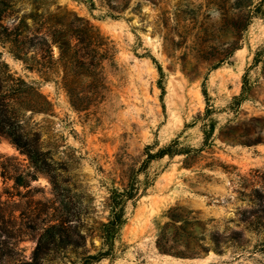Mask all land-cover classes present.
I'll return each mask as SVG.
<instances>
[{
  "label": "rangeland",
  "instance_id": "obj_1",
  "mask_svg": "<svg viewBox=\"0 0 264 264\" xmlns=\"http://www.w3.org/2000/svg\"><path fill=\"white\" fill-rule=\"evenodd\" d=\"M119 1H17L19 14L48 16L60 4L89 18L114 40L116 64L107 67L108 97L77 110L0 41V60L51 101L25 110L44 153L37 164L0 134V264H81L83 251L101 244L111 190L127 184L148 143L156 151L174 138L184 150L139 173L145 190L127 202L116 255L93 264H264V62L252 69L246 99L234 98L264 43V11L244 28L260 0H127L110 16ZM208 103L214 110L205 115ZM51 223L74 246L34 259ZM158 237L187 255L161 251Z\"/></svg>",
  "mask_w": 264,
  "mask_h": 264
},
{
  "label": "trees",
  "instance_id": "obj_2",
  "mask_svg": "<svg viewBox=\"0 0 264 264\" xmlns=\"http://www.w3.org/2000/svg\"><path fill=\"white\" fill-rule=\"evenodd\" d=\"M17 1L0 0V41L8 45L9 52L20 59L25 68L37 71L45 80L54 81L57 87L63 88L72 106L77 110H87L103 102L111 90L107 67L116 64L114 40L89 18L66 6L58 4L54 14L48 16L41 14L38 17L34 11L17 13L20 10ZM127 4V0H122L118 4L110 5L109 15L120 16L121 13L118 12L126 8ZM263 5L264 0H260L254 8L250 7L247 10L244 28L249 25L253 15L263 13ZM37 6L35 5V8ZM14 14V19L9 21V17ZM233 51L231 49L226 56L232 55ZM2 53L3 51L0 50V57ZM152 58L160 70L159 82L162 84L163 67L156 57L152 56ZM260 62H264V43L258 47L253 62L243 73L242 90L240 94L234 96L237 105L246 99L252 89L254 85L252 69ZM219 65L220 63L215 67ZM203 91L209 102V93L205 84ZM48 103L51 101L41 91L38 81L26 79L23 75L12 71L6 60H0V134L7 135L35 164L42 159L44 153L38 143L30 137L25 110L30 108L33 112L44 111ZM213 110L214 105L208 103L205 115ZM206 133L208 134L209 130L206 129ZM178 144L179 139L174 138L156 151L152 150L153 144L146 145V156L140 166L132 170L127 184L122 189L111 190L110 213L100 227L101 244L95 252L83 251L81 264H93L105 257L116 255V240L128 218L127 202L136 199L145 190L141 186L139 173L146 171L154 159L184 150L182 147L179 148ZM64 234L66 231H61L57 223L48 225L35 248L34 259L38 260L51 249L73 247V239ZM43 237H46V241ZM157 245L163 252L187 255L184 251L173 249L172 245L165 243L162 237H158Z\"/></svg>",
  "mask_w": 264,
  "mask_h": 264
}]
</instances>
